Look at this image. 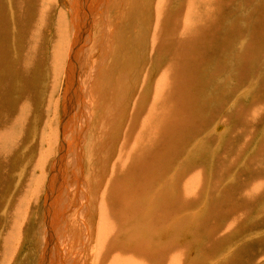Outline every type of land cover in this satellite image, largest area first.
<instances>
[{
	"label": "rangeland",
	"instance_id": "1",
	"mask_svg": "<svg viewBox=\"0 0 264 264\" xmlns=\"http://www.w3.org/2000/svg\"><path fill=\"white\" fill-rule=\"evenodd\" d=\"M77 1L79 0L73 2L71 0H0V148L6 146L3 150L0 149L2 151H0V264H40L41 262L46 230L42 223L45 213L44 204H47L44 191L45 175H50L52 163L59 158L58 151L62 145L63 136L60 135L59 129L65 120L63 91L68 79L65 68L69 62V55L75 54L73 56L74 88H77L82 80L86 88L89 86L86 91V98L89 94L86 102L89 110L85 117L83 113L82 117H75V120L83 119L78 121V127L83 126V130L79 129L81 170L78 171L76 165L69 162L70 186L66 189L64 195L66 198L68 191L73 189L71 187H74V184L76 187L77 180L78 184H81L80 189L84 188L88 196L90 192L100 190L101 186L105 187L111 170L112 178L127 180L118 167V161L123 162L122 159L119 160L122 149L130 146L126 143L124 133L132 115H127L124 109L130 108L128 103L139 101V90L143 85L140 69L148 73L147 84L150 89L148 88L145 93L149 94L151 101L148 102L152 103L155 100L152 90L154 91L153 88L157 83L155 77L159 76V72L157 69L156 73L151 71L153 63L150 62L156 51H159L163 53L158 67L160 70L171 71L176 62L180 65L183 57L181 53L184 51L182 48L186 46V39H181L183 36V33L180 34L181 25H184L186 18L192 17L196 6L197 10L199 5L195 0H89L90 24L88 23L87 26V21L83 23L84 27L82 26V30L79 31L81 34L76 42L77 38L74 41L72 38L74 33L72 20L76 18L71 17V6L73 7L71 2L77 4ZM156 1L160 2V6H155ZM209 11L207 14L209 30L207 31L205 26L201 27L206 25L205 19L199 22L201 26L197 30L200 38L195 47V52L203 50L205 53L203 54L209 55V59L207 60L208 57L202 54L196 61L192 55L188 56L186 63L193 62L191 65L197 68V72L194 71L195 75H192L196 80L195 85L192 87L185 84L197 102L198 110L193 115L196 116V120L202 119L201 122H204L205 127H200L198 133L186 141L183 151H180L179 146L180 149H177L179 159L173 148L149 149V151L161 150L168 163L163 166L157 165L149 152V158L146 160L147 174L143 181L146 182V187L140 189V193L137 191L132 201L128 196L121 201V204H130V207L122 206L124 224L121 233L130 236L131 234L128 233L133 230L135 233L133 232L132 236L141 238L146 237L153 229L157 236L155 234L152 238L158 239H143L149 245L157 247L161 240L165 239L163 244L172 241L176 252L169 264H264V183L260 182V179L264 178V117L254 119L255 126L250 124L247 128L248 133L243 131H239V134L233 133L237 124L243 120V117L239 116L241 106L253 107L258 100H263L261 88L264 87V20L262 21L264 0H210ZM156 16L160 18L158 27ZM178 21H180L178 35L180 39L177 41L185 43V46L180 44L179 51L177 50L181 57L179 62L175 54L176 49L168 43L169 29ZM206 37L208 38L204 43ZM248 43L252 45L249 47L257 50V53L255 60L251 55H246V59L251 64H255H252V69L250 67L247 69V74L243 73V79L239 82L236 72L239 62L246 61L240 59L241 51L246 50ZM189 47L193 48L192 45ZM172 58L175 60L173 61ZM99 62L103 64L99 65L100 67H98ZM254 80L255 85L252 82ZM120 84L122 85L120 89L114 88V86L119 87ZM248 87H251L249 91ZM69 96L67 94L68 102ZM83 97L85 98L84 95ZM113 98L117 101L118 110L114 107ZM116 115L120 116L115 118ZM13 127L16 130L21 128L14 139L16 145H11L7 141L12 135ZM34 128L37 129L35 132ZM183 132L184 130L181 129L178 135H182ZM40 134L43 139L41 152L34 154L28 152L31 145L38 143ZM92 138L95 155L91 154L90 159L95 160V172L89 177L91 178L89 185H86L83 152L88 139L92 142ZM24 146L27 149H24ZM136 147L141 151L145 150L143 146ZM187 147L192 148L191 156ZM8 149L11 151L8 152ZM24 153L26 156L23 155ZM42 153L46 155L41 157ZM219 156L228 162L227 169ZM23 162L28 163L27 171L25 165L22 166ZM173 162L177 164L171 172ZM186 162L190 163L187 164L189 170L186 173L182 170L180 175L187 178L193 175L194 178L195 176L196 179L199 178L196 185L197 198L186 202L184 208L170 209L165 205L164 209L160 208L158 215L153 217L161 204V202L156 203L155 200L158 199L156 194L160 195L159 190L162 194L165 188L162 182H167L166 184L170 186L174 185L179 190L185 179L181 181L180 177L176 178L174 175L176 171L179 172L178 165H183L181 167L184 169ZM34 163L37 164V170L33 173L30 167ZM23 168L24 171H21ZM252 182H256L260 189L256 190L258 186L254 188ZM118 183L117 180L112 182L111 191L114 196L121 190V188L117 190ZM81 190L76 191L77 196L75 192L70 191L73 194L70 197L75 196L73 199L75 203L68 208L69 212L66 213L65 220L66 223L69 221L73 223V219H76L75 223L79 227L76 232L71 230L66 235L67 242L63 245V253L71 257L72 252L79 249L77 253L74 252V255L77 254V257L74 256L76 264H94L90 260L89 253H96L97 240L94 243V239L98 231L102 232H100L102 227L98 225L100 218L107 215V221L101 225L105 230L112 229L114 220L117 222L120 220L116 219L117 217L109 220L110 215H118L117 209L114 208L118 206L102 208L103 202L108 204L110 202L104 200L100 203L99 193L97 211L94 210L91 200L86 203L87 206L90 204V209H87L84 204L86 198L81 196ZM223 191L227 194H223ZM243 194L248 195L244 201ZM228 196L234 199L229 202ZM167 197L170 199L169 196ZM136 209L141 211L134 213ZM215 210H218L217 213ZM173 227H176V230ZM110 240L106 237L105 253L107 247L112 245ZM123 240L125 244H130L133 239ZM85 245H87V254L83 251ZM114 246L117 245H112V255L115 253L117 259L123 255L124 250L121 249L125 246H117L113 249ZM118 248H121L120 252ZM99 264H105V261Z\"/></svg>",
	"mask_w": 264,
	"mask_h": 264
},
{
	"label": "bare ground",
	"instance_id": "2",
	"mask_svg": "<svg viewBox=\"0 0 264 264\" xmlns=\"http://www.w3.org/2000/svg\"><path fill=\"white\" fill-rule=\"evenodd\" d=\"M71 1L73 2V0H71ZM195 1H197L198 4H199V5L197 4L198 5V9L196 10V8H197V6H196V8H195L196 11L194 10V13L192 14V17H190V19L186 18V21L183 23L184 25H181V29H180V34L183 33V36L181 37V39H183V38L186 39V40L183 39V40L186 41V44L184 43L186 46L183 43H180L181 41L179 43L177 41L178 39H180L178 37L180 21L173 23L171 29H169L170 41L168 43L169 44L171 43L172 48L176 49V50L173 49V51L174 50L176 51L175 54H176V57L178 58V60H177L178 62H179V59H181V57H180V55L178 53L179 45L181 44V45L185 46V47L182 48L184 51H182V53H181V55H183V57L180 60V62H181L180 65H179V63L176 62L177 64L176 63L173 64L171 71L170 70H167V71L160 70L158 67H159V63H161V61H162L163 53L155 50L156 54H155L154 58L150 57V58H153L151 60V62H150V63H153V65H151L152 66L151 67L152 68L151 71H155L157 69L158 72H159V76L155 77V78H157V83L155 81L156 85L153 88L154 91L152 90V93L154 92L155 100L152 103H149L151 101L150 100L151 98L148 96L149 94L147 95L145 93L146 90L150 89V87H148V84H147L148 73H145V72H143V70L140 69V71L142 72L141 76H140V79H142L143 85L141 87L142 89L139 90V101L138 102H133V104L128 103L127 105L130 108H126L123 105L126 108V109H124V108L123 109L126 110L127 115H132L131 119H129L130 120L129 123H128L129 126L126 127V131L124 133L125 134V139L127 140L126 143L128 145H130V146H127V147L123 148L122 151H121L119 160L122 159L123 162L120 163L118 161L119 170L121 171L122 175L127 180L112 178V170H111L110 174H108L109 175V179L106 180L107 183H105V187L102 188V186L100 185L101 186L99 188L100 190L94 191V192H90L89 193L90 196L87 195V193L84 190V188L82 189L83 191L80 189L81 188L80 187L81 184L80 185L78 184L79 183L78 180H77L76 187H75V184H74L75 188L71 187L73 189H70V191L72 190L73 192H75V196H77L78 195L77 192H79L81 190V192H82L81 196L83 195L86 198V202L84 204L86 205V203L87 202L89 203V201L91 200V202L94 205V210L95 211H97L96 203H97V199H98V194L99 193H100V203H101V201L103 202L104 200H108L110 202V204L103 202L102 203V208L107 209V208H110L112 205L113 206H118V207H114V208L117 209L116 213H118V215L117 216H116V214L110 215L111 217H110L109 220L115 219L116 217H117L116 219H120L118 222L116 220H114V224H113V228L112 229L105 230L103 225H101L103 222L107 221V215H103L102 218H100V221H99L98 225L100 227H102L100 229V232L101 231L102 232L99 233V231H98L96 233V235H97L96 239H94V243L97 240V244H95V245H97L95 247L96 253H92V252L89 253L90 260L94 264H97L98 261H99V263H102L103 261H105V264H143V263L169 264L171 257L176 252V249L174 248L175 246L173 245L172 241H167V243L163 244V241H165V239L161 240L159 242V244L157 245V247H156V246H153V245H149L148 242L143 240V239H151L153 237V235H155V234L157 236V233L153 229H151L150 232L147 233L146 237L143 236L141 238L140 237L139 238L138 237H134V235L132 236V233L134 232L132 229H130V230H132L131 233H128V235L131 234L130 236H127L126 235L127 233L126 234L121 233V228L123 229V224H124L123 223V216L124 215L122 214L123 213L122 212V209H123L122 206L124 205V208L125 207H130V204H121V201L124 200L125 198H127V196L129 198V200L132 201L134 199V197L137 195V191H139V193H140V189H144L146 187V182H143V181H144V178L146 177V174H147L146 160L149 158V152L151 153L152 160L154 162H156L157 165L163 166V165H166V163H168V159L165 156H163V153L161 152V150L152 149V150L149 151V149H151L153 147L162 148V149L173 148V149H175V154H176V157H177L178 156V150L177 149L181 148L180 151H183L182 148L184 146H186V141L188 139L192 138V136H194L195 134H197L198 131L200 130V127L201 128L205 127L204 126V122L203 123L201 122L202 119L201 120H196V116L193 115L198 110L197 102L192 97L189 88L185 86V84L190 85L192 87L195 85V81L196 80H195V78L192 75H195L194 71L197 72V70H196L197 68H195V66L191 65V64H193V62L189 61L188 63H186L187 58H189L188 56L192 55V57L196 61L197 59H199V56H201V54H202V56L205 54L203 52V50H200V52H198V51L195 52V50H196L195 47H196L197 41L200 38V33L197 30V28H199L201 26L199 22H202V20L205 19L206 20L205 21L206 25H202L201 27L205 26V29L207 31L209 30L208 27H207V23H208L207 22V14L210 12L209 11V9H210V0H195ZM72 2H71V4L73 5V7L71 6V10H72L71 17L73 19L75 17L76 19L78 18L80 20V21L76 20V19L72 20V24H73L72 26L74 27V33H73V35L72 34L71 35H72L73 41L76 40V38H77V40H76V42H77L79 37H80V34H81V33H79V31L82 30L83 23L85 21H87L86 22L87 26H88V23L90 24V21H89L90 18L88 19V17H89L88 16V12L90 13L88 8H89L90 5H88L89 0H79V1H77V4L76 3L73 4ZM78 2H79V4H78ZM187 2H189V1H187ZM157 5L160 6V2L159 1H156L155 6H157ZM96 6H97V4H96ZM156 9H157V7H156ZM159 16L155 17L157 19L156 26H157V24H159L158 23V21L160 19ZM263 16H264V13H263ZM263 20H264V17H263L262 21ZM80 22H82V23H80ZM189 22L191 24H189ZM263 23H264V21H263ZM87 26L85 25L86 29H87ZM91 28H92V26H91ZM154 29H156V28H154ZM90 32H91V29H90ZM164 33H165L164 36H166L165 30H164ZM83 34H84V32H82V35ZM155 34H156V32H155ZM207 38L208 37H206L204 39V43L206 42ZM88 43H89V41H88ZM190 45H192L193 48H190L189 47ZM249 45H251V44L248 43V45L246 46V50L244 49V50L241 51V59L240 60L241 61L242 60H246V61H245V63L239 62L238 69H237V72H236V77H237V80H239V82H241L242 79H243V73L247 74V69L249 67L252 69V64H255V63L251 64L250 61L246 59V55H251L252 57H254V60L256 59L255 57H256V53H257L256 51L257 50L252 49L251 48L252 45L250 47H249ZM180 47H182V46H180ZM169 48L170 47L168 46V49ZM220 50H222V49H220ZM153 51H154V49H153ZM243 51H245V52L242 53ZM70 53H71V50H70ZM207 53H209V52H207ZM153 54H154V52H153ZM74 55H75L74 53L69 55V57H70V58L68 57L69 58V62H68L67 67L65 68V72L67 71V78L68 79H67V83H66V88L63 91V93L65 94V95L63 94L64 95V101H65V103H64V105H65L64 113L65 114L64 113L63 114H64L65 120L63 121V123H61L63 125H61V128L59 129L61 131L60 135L63 136L62 145H60V148H59V151H58L59 152V158L54 163H52V166H51L52 170H51V173H49L50 175H45L46 184L44 186L46 188L44 189V191H45V203H47V204H44V206H45L44 212L45 213H43L44 214V219H43L44 222L42 221V223L46 227L45 228L46 230L44 232L45 236H44V244H43V248H42L41 256H40V259H41L40 260L41 261L40 264H76L75 257H77V254L74 255V252L77 253L78 250H79L78 249L77 251L72 252V256L71 257L70 256H66L63 253V249H64L63 245H65V242H67L66 235L69 234L71 230H74L76 232L78 230V227H79L75 223L76 219H73L74 220L73 223H71L70 221L66 223V220H65L66 213L69 212L68 208H70V205L72 203H75V202H73V199L75 198V196H74V198L70 197L73 194H71V192L68 191L67 198L64 197L67 187L70 186V183H69V181H70V177L69 176L70 175H68L70 173V171H69V162H72L73 164H75L76 165V169L78 171L81 170V168H80V159H81L82 155H81V144L79 143V137H80L79 129L83 130V126H82L83 123L81 122V124H80L82 127H78L79 126L78 125V121L79 120L83 121V119L79 118V119L75 120V117H77V118L78 117H82L83 114H84V117H85L87 115L86 112L88 113V110H89V105L86 103L87 99L89 98V94H88V98H86L87 97L86 96L87 95L86 91H87V88L89 86L86 88V85L83 82V80L81 82H79L80 84H78L77 88H74V85H73V80H74L73 78L75 77L74 76L75 75V73H74V63H73V56ZM211 55H213V54H211ZM172 56H174V55H172ZM204 56H207V54L204 55ZM76 57H77V55H76ZM124 59H125V57H124ZM172 59H173V61L175 60L174 58H172ZM208 59H209V57L207 58V60ZM247 63L250 64V65H248ZM99 65H103V64H101V63L98 64V67H100ZM155 73H156V71H155ZM164 76H165V79H164ZM94 77H95V75H94ZM90 79H92V77ZM94 80H95V78H94ZM94 80H93V83H95ZM75 81H77V80H75ZM252 82L254 83L253 85H255V80L252 81ZM88 83H86V84L88 85ZM93 83H92V85H93ZM102 83H104V82H102ZM141 84H140V86H141ZM121 86L122 85L120 84L119 87L116 88L114 86V88L118 90V89L121 88ZM259 86H262V85H259ZM250 89H251V87L247 88L248 91ZM252 89H253V87H252ZM261 89H262L261 92H263V96L261 97L263 99L262 101H259V100L257 101V99L260 97L259 96L256 99L257 102L253 105V107H251L249 105H248V108L244 107L243 105L241 106V109H240V112H239L240 113L239 116L241 115L243 117V120L240 123L237 124V128L233 131V133L239 134V131H243V133H248V131H247L248 126L250 124L255 126V124H253L254 119L260 118V117H264V87L261 88ZM78 91L79 92L81 91V93H79ZM67 94H69L71 96V97L69 96V98H68L69 102L67 100ZM83 95L85 96V98L83 97ZM114 98H113L114 107H116L117 101ZM199 98H200V96H199ZM91 101H90V105H92ZM116 109H117V107H116ZM119 111H120V109H119ZM89 116H90V111H89ZM119 116L120 115H118V116L116 115L115 118L116 117L118 118ZM85 122H87L86 118H85ZM258 122H259V120H258ZM245 124H247V125H245ZM21 125H23V124H21ZM85 125H87V123H85ZM20 129L16 130L15 127L11 128L12 135L9 136V139L7 138V141L11 145H16V140H14V139L17 136V132ZM181 129H183L184 132H183L182 135H180V134L178 135V133L180 132ZM263 129H264V127H263ZM36 130L37 129H35L34 132ZM31 131H33V130L31 129ZM131 131H132V133H131ZM19 134H21V133H19ZM224 134L225 133H223V135ZM88 135L90 137L89 133H88ZM35 137H36V135H35ZM40 138H41V140L39 141ZM39 139H38V143L37 144H33V145H31L28 148V152L31 151L32 154H34V152L35 153L36 152L37 153L41 152V149H42L41 144L43 143V139L41 137V134L39 136ZM48 143H49V141H48ZM136 146H143L145 150L141 151ZM179 146H180V148H179ZM5 147L6 146L3 145V149ZM39 147H41V148H39ZM85 147H86V149H84L85 151L83 152V170H84L85 184L87 185L88 182H90V179H91V178H89L90 175L92 173L94 174V172H95V169H94L95 160H94V158L90 159L91 154L93 156L95 155L93 138H92V142L90 141V139H88L87 146H85ZM187 148L189 149L188 153L190 155L191 151H192V148L191 147H187ZM0 149H2V148H0ZM24 149H27V147L24 146ZM33 149H35L36 151L33 150ZM21 150L23 151V149H21ZM10 151L11 150L8 149V152H10ZM4 152L6 153V151H4ZM238 154H240V152ZM23 155L26 156L25 153ZM44 155H46V154L42 153L40 156L43 157ZM70 157H74V158H70ZM26 158H28V157H26ZM218 158L221 159L220 156ZM176 159L174 161H176ZM224 159L225 158H222L221 160H222L223 164L225 165V169H227L229 164ZM235 161L236 160H234V162ZM27 162L29 163V159H28ZM27 162L26 163L23 162L24 164H22V166L25 165L24 168H25L26 171L28 170L27 169L28 168L27 167L28 166ZM43 163H45V162H43ZM176 164H177V162H176ZM176 164H175V162H173L171 164V172L173 170V167ZM187 164H190V163L186 162L185 165H184V167H185L184 169H182L183 167H181L183 165L179 164L178 165L179 172L176 171L175 175H174L176 178L180 177L181 181H182V179H185V181L183 180L182 187L179 188V190H178V187H174V185L170 186V185L166 184L167 182H162V184H163V186L165 188L163 189L162 194H161V191L159 190L160 195L156 194V195H158V199L155 200L156 203H160L161 202V204L157 208L156 213L154 214L153 217H156L158 215L159 209L160 208L164 209L165 205H168V207L170 209L171 208L172 209H176V208H180V207L184 208L186 202L194 201V199L197 198L196 189H198V187L196 185H197V180L199 178L196 179V176L194 178L193 175L189 176L188 178L185 177V176H182V174L180 175L182 170H184V173H186V171L189 170V166ZM36 165L37 164L34 163L30 167V169L31 168L33 169L32 170L33 173H34L35 170H37V166ZM167 167H169V165ZM24 168L21 171H24ZM68 171H69V173H68ZM184 173H183V175H184ZM233 173H236V172L233 171ZM20 174H22V173H20ZM73 174H75V172H73ZM190 174H191V172L189 173V175ZM30 175H31V173H30ZM196 175H197V173H196ZM106 176H107V174H106ZM43 177H44V175H43ZM72 180H74V179H72ZM104 180H105V178H104ZM116 180L119 181V183L117 185V190H119L120 188H121V190L118 192L117 195L114 196V195H112L111 189H112V182L116 181ZM94 181L96 182L95 179H94ZM181 181H180V185H181ZM260 182L264 183V178H261ZM35 183L37 184V182H35ZM252 183H253V187L255 186L254 188H256V185L258 186V189H256V190L260 189V186L256 182H252ZM41 184H44V183H41ZM166 186H167V189H166ZM32 191H34V190H32ZM209 192H211V191L209 190ZM223 194H227V193H225L223 191ZM151 196H152V194H151ZM167 196H169L170 199H168ZM247 196L248 195L243 194V199L242 200L244 201ZM78 197H80V196H78ZM31 199L32 198H30V200ZM112 199L114 200L113 203H112ZM209 199H210V197H209ZM233 199L234 198L232 196H228V200L227 201L230 202ZM30 200H28V201H30ZM141 201H143V200H141ZM250 203H252V202H250ZM250 203H248V204H250ZM76 206H77V204H76ZM86 207H87V209H90V204H88V206L86 205ZM79 209H81V208H79ZM252 209H254V208L252 207ZM139 211H141V209H136L134 211V213L135 212H139ZM169 211L171 212V210H169ZM215 211L217 213L218 210H215ZM26 215H28V214L26 213ZM167 215H165V216H167ZM128 218L130 219L131 216L128 217ZM171 218H172V216H171ZM189 218H190V216H189ZM77 222H79V221H77ZM80 222H82V221H80ZM236 224H237V222H236ZM236 224H235V226H236ZM131 225H132V223H131ZM104 226L106 228H110L107 225H104ZM234 228H236V227H234ZM141 230H142V228H141ZM173 232H174V230H173ZM106 237H108V239H111L110 241H111L112 245H117V246H122V247L125 246V247H123L124 249L120 248L121 250H124L122 252L123 255L121 257H118L117 259H115V253H114V255H112V245H109L107 247V252H106L107 255H106V253L104 252L105 248H106ZM122 239H133L131 241V243H130L132 245H130L129 243L125 244L124 240L122 241ZM152 239H158V238H152ZM122 242H124V243H122ZM84 243H86V242H84ZM143 243H144L145 246L143 245ZM74 245H75V243H74ZM75 246H77V245H75ZM117 246H114L113 249H115V247H117ZM91 247H92V245H91ZM86 248H87V245L84 246L83 251L87 254ZM120 249L118 250V252H120ZM156 249H157V251H156ZM80 250H82V249H80ZM3 252H4V250H3ZM170 252H173V253L167 254V253H170ZM79 253H80V251H79ZM103 253H105V254H103ZM68 257H70V258H68Z\"/></svg>",
	"mask_w": 264,
	"mask_h": 264
}]
</instances>
